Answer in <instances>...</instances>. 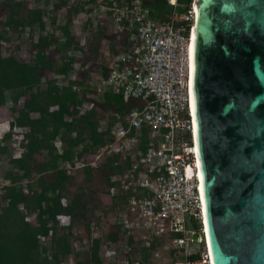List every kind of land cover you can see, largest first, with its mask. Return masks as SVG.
<instances>
[{"label":"trees","instance_id":"16d2710c","mask_svg":"<svg viewBox=\"0 0 264 264\" xmlns=\"http://www.w3.org/2000/svg\"><path fill=\"white\" fill-rule=\"evenodd\" d=\"M56 1L64 22L54 34L45 32V8H26L22 0H0L6 11V19L0 21V39H15L26 28L31 37L38 33L37 50L29 59L7 55L0 48V105L7 106L11 127L24 134L20 143L11 131L0 137V264H62L70 253H74V264H121V255L104 261L98 253L100 237H92L90 247L78 250L69 244L72 230L90 234L107 212L114 221L101 234L126 245L125 257L132 264H161L154 258L158 245L166 248L172 257L168 264H173L183 257L169 248L163 236L141 234L136 243L135 232L123 222L132 197L152 195L148 187L137 185L141 158L155 141L150 129H141V141L129 151L105 154L96 167L89 162L79 173L67 167L111 142L123 116L142 103L124 100L107 87L93 93L102 80L87 65L100 59L107 30L84 19L80 45L73 16L93 12V0ZM191 2L177 0L176 9L185 12ZM153 7V16L159 20L173 10L168 0H153ZM52 23L57 24L56 17ZM48 72L52 76L46 78ZM89 103L94 104L92 109L86 107ZM116 175L120 179H114ZM109 189H114L113 202L105 210L99 194ZM62 215L68 218L66 226L59 224ZM61 227L67 231L62 233Z\"/></svg>","mask_w":264,"mask_h":264},{"label":"built area","instance_id":"2783aa9c","mask_svg":"<svg viewBox=\"0 0 264 264\" xmlns=\"http://www.w3.org/2000/svg\"><path fill=\"white\" fill-rule=\"evenodd\" d=\"M92 2L93 12L75 14L73 24L79 27L84 19L93 20L108 33L100 59L87 65L102 80L93 93L107 87L124 100L133 98L142 104L123 116L114 139L98 148L90 163L96 167L105 154H124L141 141L143 127L150 129L155 141L141 158L137 185L148 187L152 195L132 197L123 222L135 232L133 239L141 234L163 236L169 248L183 257L173 264H213L198 141L197 146L195 143L190 54L195 0L185 12L176 10L177 0H168L173 11L164 20L153 16V0ZM77 31L75 39L83 45L81 30ZM121 264L132 263L123 256Z\"/></svg>","mask_w":264,"mask_h":264},{"label":"water","instance_id":"95a60500","mask_svg":"<svg viewBox=\"0 0 264 264\" xmlns=\"http://www.w3.org/2000/svg\"><path fill=\"white\" fill-rule=\"evenodd\" d=\"M195 7L194 93L212 262L264 264V0H196Z\"/></svg>","mask_w":264,"mask_h":264},{"label":"rangeland","instance_id":"374dc122","mask_svg":"<svg viewBox=\"0 0 264 264\" xmlns=\"http://www.w3.org/2000/svg\"><path fill=\"white\" fill-rule=\"evenodd\" d=\"M24 2V5L26 8H45L47 11V14L45 15V22H46V28L45 32L51 33L52 31L58 33L60 31V27L64 22V12L62 9L55 8L56 0H22ZM59 1V0H58ZM177 10V9H176ZM173 11V10H172ZM178 11V10H177ZM168 12V14H170ZM53 17H56L57 24L54 25L52 23ZM6 19V11L3 7H0V21H4ZM2 30V28H0ZM76 30H81V26L77 27ZM15 34L17 35V31H15ZM32 37L30 35V32H28V29L26 28L24 31H22L21 35H18L15 39L12 40H5L0 39V48L5 54L9 55L10 53L15 54L20 59L26 60L29 59L32 52L37 50L36 39L38 33L35 31L32 33ZM78 34V31H77ZM76 34V35H77ZM82 36V35H81ZM83 37V36H82ZM49 49H53L50 48ZM51 56H54V53H52ZM49 76H52L51 72H48L46 75V78ZM4 118H10V112L6 105L0 106V121ZM93 154L92 153H85L84 156L81 158V160H74L73 163H68L67 167L70 171L76 170V172L79 173L81 167L87 165L89 162L93 160ZM35 157L39 158L40 156L38 154H35ZM81 176V175H80ZM79 176V177H80ZM114 193V189H109L108 191L101 192L99 194L102 205L105 210L108 209V207L113 202L112 194ZM32 221L33 218H30ZM114 221L113 215L110 216V214L107 212L101 217L99 224L97 227L91 228L90 234L83 230V229H74L71 231V235L68 236L69 244L71 248L74 250H78L82 248H86L87 246L90 247L91 245V238L92 237H100V246L98 253L103 257L104 261H107L109 259H113L116 255L119 256H127L128 248L123 247L124 244H116L104 237V234H101V231H105L109 228L110 224ZM59 224L60 226H66L68 224V218L66 216H59ZM61 232L64 233L67 230L63 229V227L60 228ZM48 239H45V241ZM136 243L139 242V240L133 239ZM137 240V241H136ZM154 258L157 262L161 264H168L171 260V256L167 254L166 248L163 245H158ZM75 263V256L74 253H70L66 255L62 259V264H74Z\"/></svg>","mask_w":264,"mask_h":264},{"label":"bare ground","instance_id":"6f19581e","mask_svg":"<svg viewBox=\"0 0 264 264\" xmlns=\"http://www.w3.org/2000/svg\"><path fill=\"white\" fill-rule=\"evenodd\" d=\"M196 2V0H195ZM195 2H194V10H195V17L197 18V22L194 23V28L192 30V44H191V47H190V54H191V82L193 84V81H194V67H195V64H194V55H195V42H196V32H197V26H198V13L196 11V7H195ZM193 61V63H192ZM193 89H194V86H193ZM191 90H192V85H191ZM195 103V96L193 94V104ZM197 127V126H196ZM197 138V139H196ZM197 141H198V135H197V132H196V136H195V143H196V146H197ZM200 179L202 178V174H200Z\"/></svg>","mask_w":264,"mask_h":264},{"label":"clouds","instance_id":"9594fccd","mask_svg":"<svg viewBox=\"0 0 264 264\" xmlns=\"http://www.w3.org/2000/svg\"><path fill=\"white\" fill-rule=\"evenodd\" d=\"M0 106L2 107L4 105H0ZM0 127H6V129L4 131V134L6 132H8V131H11L15 142L20 143V141L24 140V134H23V132L21 130H19L16 126L11 127V125H10V118H4V119H2L0 121ZM18 135H22L23 138L17 139L15 136H18ZM2 136L0 135V137H2Z\"/></svg>","mask_w":264,"mask_h":264},{"label":"crops","instance_id":"0c3cea01","mask_svg":"<svg viewBox=\"0 0 264 264\" xmlns=\"http://www.w3.org/2000/svg\"><path fill=\"white\" fill-rule=\"evenodd\" d=\"M6 127H0V135H4V131H5Z\"/></svg>","mask_w":264,"mask_h":264}]
</instances>
